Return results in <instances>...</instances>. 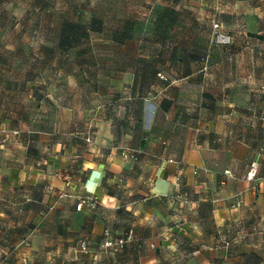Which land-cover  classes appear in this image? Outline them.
Listing matches in <instances>:
<instances>
[{"label":"crops","instance_id":"crops-1","mask_svg":"<svg viewBox=\"0 0 264 264\" xmlns=\"http://www.w3.org/2000/svg\"><path fill=\"white\" fill-rule=\"evenodd\" d=\"M227 1L159 0L148 49L135 29H110L118 54L135 62L116 64L120 82L108 77L69 106L48 87L0 78V234L23 232L24 243L29 227L46 245L56 237L63 253L69 232L77 251L82 239L101 246L106 230L132 231L121 252L137 264H160L163 250L183 244L191 264H264V33L222 44L213 29L246 15L255 26L261 3ZM246 2L248 13L237 10ZM87 195L99 204L78 210Z\"/></svg>","mask_w":264,"mask_h":264},{"label":"rangeland","instance_id":"rangeland-1","mask_svg":"<svg viewBox=\"0 0 264 264\" xmlns=\"http://www.w3.org/2000/svg\"><path fill=\"white\" fill-rule=\"evenodd\" d=\"M160 1L162 3L163 0ZM255 1L261 3L258 6L260 18H256L255 26L248 23L247 15L241 21L218 23L220 28L215 29L213 26L217 43H220L216 39L217 33L229 35L230 44L233 34L238 32L253 29L264 33V0H253V3ZM227 2L232 4L235 0ZM157 3L159 0H0V78L26 79L43 87V90L48 87L49 94L58 97L61 106H69L76 95L82 99L80 96L92 89L102 87L100 90H103L109 81L108 77L120 82L122 74L120 70H115V65L129 67L135 59L118 54V41L110 40L108 31L122 29L126 34L135 29L149 38L143 40L140 47L151 48L155 29L151 12L152 5ZM237 10L248 13L250 6L246 2ZM237 10L235 6L226 8L227 13ZM91 22L94 23V29L89 30L88 37L75 32V29L63 33L65 26L70 24ZM238 42L242 43V40ZM134 47L137 46L129 45V51H133ZM142 60L143 63L153 61L151 56H144ZM107 69H112V72L108 73ZM111 94L107 99H111ZM104 100L106 98L100 101L92 99L88 105L83 102L81 104L94 109ZM24 234L27 239L20 243L16 238L23 235V232H1L0 264L8 260L11 264H19L25 255L26 264H137L134 252L126 258L121 251H105L102 245L92 247L87 240L91 252L83 253L79 245L85 239L78 241L76 251L74 232L68 233L70 240L66 242L63 253L56 237L52 244L47 242L46 245L41 238L35 237L36 233L29 227ZM113 236L120 237V234L113 233ZM183 245L169 249L170 252L162 249L160 264H191L188 263L190 249ZM224 250L226 254L230 252V248Z\"/></svg>","mask_w":264,"mask_h":264},{"label":"built area","instance_id":"built-area-1","mask_svg":"<svg viewBox=\"0 0 264 264\" xmlns=\"http://www.w3.org/2000/svg\"><path fill=\"white\" fill-rule=\"evenodd\" d=\"M214 28L218 29L220 28V25L218 23H214ZM216 39L218 42L222 43V44H229L230 43V36L223 34V33H217ZM90 140V139H88ZM137 153L138 151L129 148V147H124L121 150V154L125 159H130V160H137ZM257 172H258V162L257 161H253L250 166L249 169L246 173V180L247 181H254L256 179L257 176ZM227 173H229L227 171ZM236 201L233 204L234 208H239L242 205V199L240 197L239 194H236ZM99 204V200L97 197L93 196V195H87L85 197L80 198L78 204H77V209L78 210H82L85 207H88L90 209L95 208L97 205ZM132 231H129L128 233L124 234L123 236L120 237H114L113 234L109 231L106 230L104 232V236H103V240H102V247L103 249H105V251H111V252H119L121 251L128 239L130 237H132ZM232 244V240L228 239V238H224L223 240V247L225 249L230 248ZM80 251L83 253H89L91 252L88 242L86 240H82L80 242Z\"/></svg>","mask_w":264,"mask_h":264},{"label":"trees","instance_id":"trees-1","mask_svg":"<svg viewBox=\"0 0 264 264\" xmlns=\"http://www.w3.org/2000/svg\"><path fill=\"white\" fill-rule=\"evenodd\" d=\"M168 14H169L168 12H165V15L167 17H168ZM165 27H167V25ZM69 29L70 30L75 29V32H81L82 36L88 37L89 36V30L94 29V23L91 22L90 24H80V23L70 24L68 27L65 26V28L63 29V33L67 32V30H69Z\"/></svg>","mask_w":264,"mask_h":264}]
</instances>
